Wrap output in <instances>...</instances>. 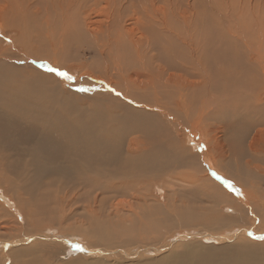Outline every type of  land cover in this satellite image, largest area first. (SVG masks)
Wrapping results in <instances>:
<instances>
[{"label": "bare ground", "instance_id": "6f19581e", "mask_svg": "<svg viewBox=\"0 0 264 264\" xmlns=\"http://www.w3.org/2000/svg\"><path fill=\"white\" fill-rule=\"evenodd\" d=\"M0 34V193L6 187V195L19 199L23 189L35 193L34 181L37 190L66 188L58 195L61 222L77 217L78 224H66V235L56 238L63 245L82 238L78 231L89 221L116 223L120 230L140 222L144 240L127 239L124 230L116 243L135 239L155 255L190 236L180 233L170 237L172 245L154 246L166 235L150 237L164 216L173 218L171 232L189 228L206 233L203 242L242 243L222 245L216 256L202 241L187 243L154 264H264V245L250 241L253 234L264 236L256 234L264 229V0H0ZM89 50L94 60L86 69ZM48 68L72 69L79 76L69 88ZM180 131L202 134L206 148L194 153L187 140L179 141ZM202 157L210 171L248 183L249 199L229 202L230 190L210 176ZM175 163L207 171L190 176L189 205L154 204L147 187L140 192L144 202L132 194L117 200L129 189L136 192L150 169ZM167 188L161 190L171 201L167 193L174 192ZM87 193L95 195L91 203L81 209L75 202L66 210ZM186 193L176 196L185 199ZM202 195L205 211L191 210L190 200ZM27 220L36 226L33 217ZM0 229L6 233V226ZM86 237L96 247L87 255L97 258L75 259L101 262L99 257L112 252L108 256L125 264L118 258L136 257L109 244L117 239L111 231L96 226V240ZM36 238L17 239L24 246L5 252L9 242L1 240L0 264H54L67 251L61 243Z\"/></svg>", "mask_w": 264, "mask_h": 264}, {"label": "rangeland", "instance_id": "374dc122", "mask_svg": "<svg viewBox=\"0 0 264 264\" xmlns=\"http://www.w3.org/2000/svg\"><path fill=\"white\" fill-rule=\"evenodd\" d=\"M206 2L207 3H213L214 0H206ZM0 35L2 36V34H0ZM1 36H0V38L3 37V36L2 37ZM10 44H11V42H9V43L4 42L5 47H7ZM87 53L88 54L84 55V60H83V61H85L84 63H85V68L86 69L93 64V60H94L93 58H91V57H93V55L91 54L92 51L89 50V51H87ZM42 70L43 71H46V69H42ZM61 72H65V73H67V75L69 77H72V79H66L64 76H62L63 77V80H64L63 83L66 84V85H68L67 87L70 88L72 85H74L76 83L77 77L79 76L78 75L79 74L78 71H76V73H74V71L72 72V69L65 68V70L64 71L62 70ZM73 89L76 90V88H74V87H73ZM64 90H65V86H64ZM86 90H88V89H86ZM78 91H79V89H78ZM192 133H193V131H188L187 134H185L183 131H180V133L178 135L179 136L178 139H179V141H186L187 140L188 147L190 149H192L194 153H200V152H202L206 148L207 141L203 140V135L202 134H195V133L192 134ZM190 137H192V138H190ZM197 141H200V142L197 143ZM18 161H22V160L16 159V162H18ZM202 161L206 165V170L209 171V173H211L210 176L214 177L215 180H217L216 178H218L219 179L218 182L222 186H224L225 190H228V191L230 190L229 192H230L231 195L229 197H227V200L229 202L230 201L234 202L235 201L234 198H236V199L237 198H240L241 200L239 201V204H244V201H242V200L249 199V197L251 195L250 193H252V191H250V189H249L250 186H249L248 183H246L245 181H243V179L241 181L238 180L239 182H235L231 178H229V177L227 178L226 175L223 174V173L222 174L219 173V172L218 173H215V172H217L215 170H211L210 171L209 168H208V166H207L208 163L206 162V160H205L204 157H202ZM164 163H166L165 160H164ZM181 165L179 163H175L174 165H171L169 167H159L156 171L155 170H152L154 168L150 169L149 172H148L149 174H146V175L143 174V175H141V177H140V185H139L140 187L139 186L137 187V190H136L137 193L135 192V189H132L133 191L131 189H129V191H126L127 193H125L124 195L119 196L117 198V200L118 201L121 200V202H123L125 199H128L129 194H132L134 196V200L136 202L140 201L139 198H141V197H142V200H143L142 202H144V199H143L144 195H142L141 193L144 192L147 189L149 191V194H151L150 195L151 198L155 200V203L154 204H171V203H175L177 205V207H181L180 205H182V206L189 205L188 202H185V201H187L189 199V195H190V194L187 195L186 191H189L190 188H193L194 187V186H192L193 179H191V178L194 177L195 175L197 177L198 176H201V175H203V173H206L207 171L206 170H202L203 168L202 167L200 168L197 165H192V164L189 165V166L186 165V164L185 165L184 164H181ZM151 171H152V173H151ZM187 171H190V172H187ZM189 173H191V174H189ZM193 173H195V174H193ZM186 174H189V175H186ZM216 174H218V176ZM219 175L221 176V178H220ZM190 176H192V177H190ZM181 181H182V183H181ZM226 181L228 183L230 182L232 184H230V183L228 184ZM62 182H64V181H60V184ZM190 183H191V185H190ZM226 183L228 185H226ZM175 184H176V186L178 185L179 188H178V186L176 187ZM35 186H36V182L34 181L33 182V186L30 187V188H33L32 191H34L35 193H30V191L24 190V189L21 190L20 194L22 196L19 199H17V196H15V194L13 195L14 197L13 196L6 195L7 194L5 192L6 191V187H5V189H3L5 191L3 193H0L1 196H2V194L4 196V198L0 196V198H1L0 204H3L4 205V207H0V208H2V209H0V216H1L0 226H3V227L6 226V230H7V231L5 230V232H6L5 234H2V231L0 229V241L1 240L2 241H6V244L9 242L7 244L8 246H6V247L4 246L5 249L0 247L1 248L0 249V253H1V251L3 249H4V252H5V251H8L9 248H11V249H20V247L24 246V245L18 246V245H20V242H18V243H15L14 242L17 239H21V240L22 239H25V238L34 239V238H36V236L43 237V239H38V241H44L45 243H52L53 242L52 244H54L55 242H57V244H60V243L62 244L63 243L62 241L56 239L59 236V234L66 235V232H68L67 230L69 228H71L72 225H74L73 227L77 226L78 223L75 222V221H77V220H75L77 217H75L73 219L74 221L72 220L74 224L72 223V221H70L69 223H66L67 226L70 224L69 225L70 227L68 226L69 228H67L66 224H62V222H61L64 219L61 218L62 215H63L60 212L62 205L59 204V202H61V200L58 197V195L59 194H60V196L64 195V191H67L66 188L64 189L62 187L61 188L62 190L61 189L58 190L57 187L56 188L53 187V188H51V190H46V188L45 189H43V188L40 189L39 188V190H37V187L38 186L37 187H35ZM161 188H167V189H165L167 192L168 191H171V192L173 191L174 192V196H172L173 193H172V195H170L171 194L170 192L167 193V195L171 198V201L168 200V199H166V194H165V192L163 190H161ZM245 189H247V190H245ZM175 190H178V191L175 192ZM56 191H58V193ZM90 191H92V190H89L88 192L90 193ZM130 191H132V192L130 193ZM180 191H182V193H180ZM13 192L16 193L15 191H13ZM183 193H186V196H185L186 198L185 199L184 198H181V199L178 198V197H184L183 195H181ZM92 195H94V194H92ZM92 195L91 194L89 195L87 193V196H85V199L86 200L82 199L81 201H71L69 203V206L66 207V210L67 209L70 210L72 203H75V202H77L79 204V206L81 207V209H83L85 206L88 205L89 202L91 203V200L90 199H92V197H93ZM176 195H178V197ZM236 195L239 196V197H236ZM175 199H176V201H175ZM117 200L115 199V200H113V202H115ZM177 200L179 202H177ZM196 201L198 202L197 204H196ZM190 202H191V204H193L192 206H190V207H193V209H191V210H195L196 209V211H199V212L203 211L204 212L205 211L204 208L207 207L206 204H204V205L202 204V203H206V197L203 196V195L201 197H199L197 200H195V199L192 198L190 200ZM236 202L237 201H235V203ZM247 202H249V201H246V203ZM183 203H186V204H183ZM18 204H22V205L19 206ZM81 204H82V206H81ZM200 204H202V205H200ZM46 207H47V209H46ZM200 207H202V210H201ZM73 208L75 209V206ZM77 208H78V205H77ZM181 208H183V207H181ZM41 209H44L46 211L40 212L39 210H41ZM97 209H98V207L96 208V210ZM99 209L97 211H99ZM181 211H183V210H181ZM34 213L40 214V217L34 216L35 215ZM51 213H52V215H51ZM60 214H62V215H60ZM64 216H65V214H64ZM146 216L148 217V215H146ZM31 217H33V220L35 221V223H37L36 224L37 227L36 226H33V225L32 226L29 225V223H31L32 221L27 220V218L31 219ZM163 217L158 218L156 220L155 223H159L160 222L158 224V227L160 229L156 232V229L154 228L155 230H153V232L154 231L155 232L154 233L152 232L153 234H150V237H155L154 235H158V234L160 235V233H163V232H165L166 235H163V239H162V241H160V243H161L160 245H158L157 242H156V244H154V246L160 247L162 244H164V245H172L171 244L172 240H170V237L173 236V238H174V237H176L180 233H183V235L185 234V235H190V236L189 237H186L187 238L186 240H182L180 242H175V246L171 247L170 249L163 250L162 252H159V253L153 250L155 252V255H151V254L146 253L142 249L143 248V245L141 243H139L140 241L139 242H136V241H134L135 239H133L134 242L131 241L130 244L126 243L127 244L126 246L125 245H118V243H116L119 240H121L120 239V235H118V234H120V231L123 232L124 230H125L124 233H126L128 235V238L127 239H130V240H132V238H136V239L141 238V239H143L144 236H148L147 234L140 233V224H141L140 222L134 223L132 226H128L129 228L127 230L124 227H122L123 229L121 228L122 230H120L119 228H114L113 227V226H115L116 223H111V225H107V226L104 225V224H102L101 225L102 227H101V226H99L98 223L95 224L92 221H89L90 224L88 222L87 223V226L85 228H82V229H80V231H78V235L80 234L79 236H82V238L81 237L80 238L78 237L77 238L78 240L69 239V242L72 243L70 245H63L62 244L63 246L66 247V250L67 251L64 252L65 254H63V252L61 251L60 258H57L58 261L56 263L54 262V264H92V263H97V264H119L120 262H118L117 260H115L117 258H115V257L113 258L112 256H108V255H112V252H111V254H106V255H105V253H106L105 252L103 256L99 257V259L102 260L101 262L96 261V260L95 261H87V260H80V259H75L74 258L76 254L78 255L77 257L83 256V257H85V259L97 258V257H93V256H88L87 255L88 249L92 250V248L95 249L96 247H90V246H88V240H87V237H86V236H89L93 240H96L95 238L92 237V230H94V228L96 226L99 227V228H101L103 231L104 230L108 231V234H109V231H111L112 234H114L117 237V239L113 240L112 243H109L113 247H118V246L120 247V248H117L115 250H120L121 251L123 249L128 254H134V255H136V257L133 256L131 258H129V257H126V258H118L120 260H123L122 262L123 263L125 262V264H135V263H138V262L139 263H142V262L143 263L144 262H152L154 264V262L159 261L161 258H163L165 256V254H169V253H172L175 250H177L176 247H180L181 245H183V244L185 245L187 243H200V241H202V242L204 241V238H202V235L206 234L204 232H195L194 230L189 229V228L188 229H183L182 231L181 230H175V232H171V231H173V230H171L172 229L171 226H173V223H172L171 220L173 218L172 219H169L168 218L169 219V221H168L167 219L163 220ZM55 218H57V219H55ZM13 219H14V221H12ZM144 219L146 220L145 217H144ZM2 220L8 222L7 224H10V225H7V224L4 225L5 222H3ZM38 220L40 221V223H39ZM11 221H12V223H11ZM113 221L114 220H111V222H113ZM180 222H182L181 219H180ZM148 223L149 222H146V225ZM62 226H63V230H61V227ZM106 227H109V229L107 230ZM237 227H241V226H237ZM241 228H244V227H241ZM10 229H12V230H10ZM17 230H19V231H17ZM167 230L169 231V233L167 232ZM189 230H191V231H189ZM59 231H61V232H59ZM224 231L225 230H223V231L221 230L219 232H220V234H223ZM226 231H230V229H227ZM84 232H86V233H84ZM7 233L9 235H7ZM41 233H43V234H41ZM82 233L85 235V237H84V235ZM253 233L254 232H252V234ZM26 234L28 236H26ZM256 234L264 235V229L261 230V231L256 232ZM22 235H24V236L20 238V236H22ZM254 236H255L254 234L251 237L249 236L250 239H251L250 241L254 242V244H256L257 246L264 245V238H263L264 236L261 238L262 240L259 239V238H257L256 236L255 237ZM237 238H235L234 241H236ZM18 241H20V240H18ZM32 241H37V238H36V240H32ZM13 242L15 244H17V245L13 244ZM109 242H111V241H109ZM238 242L239 243H242V241H237L235 243L233 242L232 243L233 245L230 242H226L225 244H217V243H210V242H203V243L206 244V245H208L209 247H206V248L207 249H211L213 255L216 256L219 253V250L221 249L222 245H224L223 247H229V246L237 245ZM153 243H151V244L153 245ZM14 245H15V247H14ZM77 245H79V247L81 249H83V251L79 252L80 250L77 249V247H76ZM106 246L109 247V245H106ZM249 247H251V246H249ZM254 247H255V245H254ZM6 248H8V249H6ZM110 248H112V247H110ZM102 249L103 248H100V250H102ZM164 249H166V248H164ZM108 251H110V250H107V253H109ZM120 251H118L117 253H120ZM136 251H138V252H136ZM113 254H114V252H113ZM67 255H70V257L72 258V260H68ZM121 255L123 256V254H121ZM104 259H106V260H104Z\"/></svg>", "mask_w": 264, "mask_h": 264}, {"label": "snow or ice", "instance_id": "6c2138e0", "mask_svg": "<svg viewBox=\"0 0 264 264\" xmlns=\"http://www.w3.org/2000/svg\"><path fill=\"white\" fill-rule=\"evenodd\" d=\"M48 71H50V72H55V73H57V75L64 76L66 79H72V77H69V76L67 75V73H65V72H61V71H59V70H57V69H54V68H48ZM81 91H85V89H81ZM76 247H77L78 250L83 251V249H81V248L79 247V245H77Z\"/></svg>", "mask_w": 264, "mask_h": 264}]
</instances>
